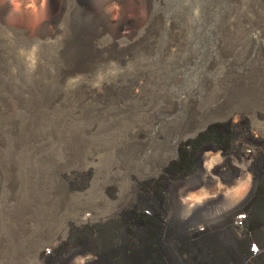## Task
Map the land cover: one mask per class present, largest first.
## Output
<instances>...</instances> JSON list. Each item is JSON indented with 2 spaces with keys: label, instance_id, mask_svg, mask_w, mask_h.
I'll return each mask as SVG.
<instances>
[{
  "label": "rangeland",
  "instance_id": "obj_1",
  "mask_svg": "<svg viewBox=\"0 0 264 264\" xmlns=\"http://www.w3.org/2000/svg\"><path fill=\"white\" fill-rule=\"evenodd\" d=\"M66 1L91 13L92 0ZM10 2L18 11L19 0ZM259 3L147 0L139 16L131 4L114 5L111 28L122 29L95 38L106 59L68 75L69 6L57 14L60 34L29 37L0 26V264H168L167 256L178 264H240L246 244L234 241L226 220L247 197L258 211L254 239L264 243ZM30 5L25 0L18 14ZM196 175L201 181L186 188ZM159 193L166 216L119 211L129 196L132 206H150ZM172 193L199 206L173 212ZM173 216L188 230H165L172 250L164 252L161 228ZM148 223L156 228L133 226ZM81 247L79 259L66 260Z\"/></svg>",
  "mask_w": 264,
  "mask_h": 264
},
{
  "label": "bare ground",
  "instance_id": "obj_2",
  "mask_svg": "<svg viewBox=\"0 0 264 264\" xmlns=\"http://www.w3.org/2000/svg\"><path fill=\"white\" fill-rule=\"evenodd\" d=\"M24 1L25 0H21V1L19 0L20 5L17 8L18 11H13V9H11V7H10L11 6L10 0H0V26L1 27H3L5 30H7L11 33H15L17 35H30L29 37H34V36L43 37L45 35H56V34L63 33L64 23H61L60 26H58L59 19L57 17V14L61 12L62 8H64L65 6H69L66 0H32L33 5L28 6V10H27L28 14L26 16L18 14L19 11L24 10L22 8V4ZM82 1H84V0H82ZM90 4L92 5L91 13H88V14L82 13L80 5L76 2H74V3L71 2L70 6L68 8V9H70V19L68 20V24H67V32H68L67 47L69 48V50L67 49L66 56L64 57L65 63L67 65L64 68V73H66L65 75L72 74V73L77 72V71H80V72L90 71L93 68H96L97 64L102 63L106 59L107 53H105V50L104 49H97L95 47V38H96V35L98 33L107 32L111 29V32H113L114 34H118L119 31L122 29V25H118V26L116 25V26H113V28H111L112 24H111V19H110V13H111L112 6L121 5L123 8H125V6L127 7L128 4H131L134 8V10H133L134 16H139L140 14L146 13V11H147V0H92L90 2ZM7 16H11V18L9 20H7ZM87 18H88V21H87ZM123 29H125V28L123 27ZM131 30L132 29H128V32L130 33ZM130 89H131V86L127 89V92H130ZM125 91H126V89H125ZM102 92L103 93L104 92L110 93V91L106 90V89H102ZM1 110H3V112H4L1 116L6 117L7 111L3 105H1ZM203 151H205V150H203ZM202 158H203V152L199 151L196 154V160H197L198 164L200 163L199 161ZM233 174H235V173H233ZM233 174L229 173V174L225 175L224 177L232 178ZM227 178H225V179H227ZM199 181H201V178L198 177L197 175L194 177H191L188 180V184H187L186 188L193 187V185H195ZM163 199H164V197L160 193L155 194L153 196H150V200L155 202L156 203L155 205H150V206L144 205V206H137L136 207V206L131 205V203L133 201V197L129 196L125 200H122L119 202V204H118L119 205V211L121 213H123L126 210L127 211L126 213H129V218H131V213H133V214L139 213V215H141L142 210H149L151 212V214H153V215L164 214L166 216L167 208L161 205ZM169 201H170V205H169L168 209L173 210V212H175L181 208H185L186 212L191 214L193 211H195L194 209H196L199 206L198 203H192V204L186 203L185 201H183V199H181L179 197L178 193H172L170 195ZM239 201H236V203L233 206H231L232 208L229 210L231 215L226 220V222H227L226 226L228 227L229 235L232 236L234 238V241L239 243V244L244 243L245 241H256L258 246H260V248H259V250H261L260 256H262V255H264V243H260L258 240L254 239L255 232H257L256 230H258L260 228V226L257 225L256 223H255V225L254 224L250 225V223L254 219L257 218V215H256L257 213H255L256 209H254L253 211L251 209L253 203H250V202H254V200L251 199L250 197H247L242 202L239 203ZM248 206H250L251 208ZM204 209H207V208H204ZM238 213H241V214L245 213L246 219H247L245 221L244 230H242L241 232L237 231V228L235 225L236 216ZM182 214H183V212H182ZM185 216H187V214H183L184 218H185ZM240 218H241V216H240ZM127 219H128V217H127ZM173 219L174 220L170 219L173 222L171 224H168V222H165L162 219L164 227L161 229H164V230H162V234H161L160 238H162V240H163L161 247L164 248V252H168L169 247L172 250V245L170 244V239H168V240L165 239L164 231L167 229L170 230L172 227L184 228L185 226H187V225L182 226L183 224L179 225V223L177 222L178 216H173ZM196 224L197 223H193V226L194 225L197 226ZM159 225H161V224L159 223ZM133 226H134V228L137 229V231H140L141 228H142V230H145V228L146 229L147 228L148 229L156 228V225H152L150 223L145 224V226L138 225V227H137L134 224H133ZM174 228H172V229L174 230ZM126 229H127L126 223H123V226L120 227V231L125 232ZM186 230H188V229L184 228L183 232L186 233ZM207 231H208L207 228H206V230L204 228H199V232H207ZM242 232L247 234L246 237H244V238L241 237L240 234ZM145 234H146L145 232L144 233H138L139 238H141V239L144 238L146 236ZM176 235H178V234H176ZM193 235H195V233ZM170 236H171V234H170ZM195 236L198 237V235H195ZM51 249H54V246H51ZM60 252L63 253L64 250L61 249ZM84 252H85L84 248L81 247L80 249H75V250H72V251L66 253L65 258H66V260L67 259L68 260H71V259L75 260L77 258L79 259V257H81V255ZM237 256L239 258L238 261H240V257L242 256V254L240 253V249L237 252ZM42 257L45 260L49 259L45 255H43ZM139 257H141V256H139ZM262 257H264V256H262ZM166 258H167L168 264H178V260H176V261L175 260H169L168 256ZM123 261H124V259H123ZM126 262H128V260ZM129 262L131 264H134L133 260H131ZM233 262H235V261H233ZM222 263L224 264V261ZM225 263L230 264L229 262L228 263L225 262ZM239 263H241V262H239ZM261 263H264V260L261 259ZM57 264H59V263H57Z\"/></svg>",
  "mask_w": 264,
  "mask_h": 264
},
{
  "label": "built area",
  "instance_id": "obj_3",
  "mask_svg": "<svg viewBox=\"0 0 264 264\" xmlns=\"http://www.w3.org/2000/svg\"><path fill=\"white\" fill-rule=\"evenodd\" d=\"M246 220L247 219L245 213L237 214L235 221L237 231L241 232L242 230H244ZM240 235L242 238H244L246 237L247 234L242 232ZM244 243L246 244L245 249L244 250L240 249V253L242 254V256L240 257V262H241L240 264H264L261 263V259L264 260V257H262L264 255L260 256L261 255V250H259L260 246H258L256 241H245ZM234 263L235 262H231L230 264H234Z\"/></svg>",
  "mask_w": 264,
  "mask_h": 264
},
{
  "label": "crops",
  "instance_id": "obj_4",
  "mask_svg": "<svg viewBox=\"0 0 264 264\" xmlns=\"http://www.w3.org/2000/svg\"><path fill=\"white\" fill-rule=\"evenodd\" d=\"M255 213L258 214V211L256 210ZM257 214H256V215H257ZM257 217H258V216H257ZM255 223H256V219H254V220L250 223V225H253V224L255 225Z\"/></svg>",
  "mask_w": 264,
  "mask_h": 264
},
{
  "label": "trees",
  "instance_id": "obj_5",
  "mask_svg": "<svg viewBox=\"0 0 264 264\" xmlns=\"http://www.w3.org/2000/svg\"><path fill=\"white\" fill-rule=\"evenodd\" d=\"M258 7H264V4L259 3V4H258Z\"/></svg>",
  "mask_w": 264,
  "mask_h": 264
},
{
  "label": "clouds",
  "instance_id": "obj_6",
  "mask_svg": "<svg viewBox=\"0 0 264 264\" xmlns=\"http://www.w3.org/2000/svg\"><path fill=\"white\" fill-rule=\"evenodd\" d=\"M16 2V0H13V3H15Z\"/></svg>",
  "mask_w": 264,
  "mask_h": 264
}]
</instances>
